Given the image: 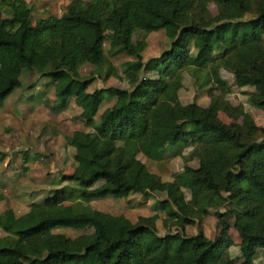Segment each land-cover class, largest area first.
I'll return each instance as SVG.
<instances>
[{
	"label": "trees",
	"instance_id": "16d2710c",
	"mask_svg": "<svg viewBox=\"0 0 264 264\" xmlns=\"http://www.w3.org/2000/svg\"><path fill=\"white\" fill-rule=\"evenodd\" d=\"M220 12L209 20L207 4ZM25 0H0V108L22 86L25 71L49 79L54 90L53 110L65 109L73 99L79 118L92 133L74 130L65 137L73 150L75 167L59 177L76 185L54 188L39 202L17 215L0 213V264H235L226 257L229 245L208 238L203 230L186 235L185 226L198 216L225 204L215 213L222 230L228 219L240 237L245 264H257L264 249V139L257 125L226 124L218 117L227 108L214 91H230L221 68L235 65L236 85L254 88L248 103L264 111V0H71L59 16L32 19ZM246 14L251 17L246 18ZM110 30L109 54L104 52V32ZM163 30L169 44L158 55L143 59L146 36ZM142 33L133 39V35ZM198 66H187L190 49ZM126 55L122 64L129 88L89 85L96 78L117 76L111 57ZM95 68L87 77L79 67ZM188 68L195 84L210 86L207 106L182 103V70ZM156 72L149 80L144 73ZM171 77L170 79L168 77ZM114 98L109 122H95L105 99ZM191 127L192 138L184 131ZM163 137L176 153L193 146L198 166L188 168L187 199L177 177L158 182L144 174L137 153L159 161L150 146ZM132 142L128 146L118 144ZM5 152L0 150V160ZM159 194L153 205L164 212V227L178 230L158 234L155 215L132 222L85 204L108 196ZM71 202L70 211L57 207ZM92 232L56 243L47 235L36 244L25 240L55 228Z\"/></svg>",
	"mask_w": 264,
	"mask_h": 264
},
{
	"label": "rangeland",
	"instance_id": "374dc122",
	"mask_svg": "<svg viewBox=\"0 0 264 264\" xmlns=\"http://www.w3.org/2000/svg\"><path fill=\"white\" fill-rule=\"evenodd\" d=\"M57 4L58 1L54 0ZM49 1L48 13L50 15H60L64 8V3L58 12V5L50 10L55 2ZM91 1V0H85ZM93 1V0H92ZM32 1L29 0V3ZM32 7V5H31ZM32 19L40 18L39 11L32 9ZM220 12L217 3L207 4L204 13L205 20H209ZM246 18L251 14H246ZM142 33L133 35V39L141 37ZM112 32H104V52L108 55ZM147 46L142 52L143 59L158 55L167 48L169 40L163 30L151 32L146 36ZM117 70V76H112L107 80L96 78L88 87L92 91L99 87L116 86L129 88V84L122 72V64L132 59L126 55H118L110 58ZM187 66H198L195 61L193 50L187 57ZM95 68L91 64H83L79 67L80 76L87 77ZM235 65L229 68H221L222 79L230 85V91L222 93L215 90V96L222 98L227 108L218 109L219 119L226 123H236L242 125H257L263 132L264 139V111L251 106L248 103V93L253 92L254 88L249 85H236L233 72ZM149 80L158 78L156 72L144 73ZM171 78L170 76L168 77ZM22 86L16 88L4 101L0 111V147L4 149L5 156L0 160V213L11 208L19 215L28 210L32 202L42 201L48 192L54 188L65 184L76 185L75 182L64 180L58 184L59 177L70 175L75 167L72 149L66 144L65 137L74 130H83L89 133L93 129L84 126L79 118L81 109L75 105L73 99L68 106L62 110H53L54 90L49 79L39 75L35 71H25L21 77ZM200 88L195 84L194 78L188 68L182 70V88L179 90V98L182 103L196 102L200 106H206L210 102L208 90ZM114 98L105 99L95 116V122H109L110 107ZM186 139L192 138V128L184 131ZM132 142H124L118 145L128 146ZM150 146L162 156L161 160L153 161L146 158L143 154L137 153L136 158L144 164V174L158 182L172 180L177 177L186 198H189L190 176L188 168L198 166L199 160L194 147L189 146L180 149L178 153L173 147L169 146L163 137H155L151 140ZM161 196L155 193L149 194H129L126 197L108 196L101 199L91 200L85 205L91 209H98L115 215H125L132 222L138 216L155 215L156 228L160 235L168 231L178 230L176 226L169 225L164 227L162 221L165 217L164 212H157L153 209L154 203ZM57 207L70 211L71 202H63ZM231 206L225 204L219 208L209 209L208 214L198 216L194 219V224L185 226L186 235H194L198 230H203L204 234L210 238H219L229 245L226 250V257L232 259L235 264H245L239 250L240 237L233 227V219L229 218L228 230H222L217 224L215 213L223 212ZM92 229L86 226L81 229L55 228L45 234L25 240L28 244H36L44 236L49 235L54 242L61 243L69 238L90 233ZM4 232L0 229V236ZM257 264H264V249H259L256 258ZM138 264V261H135Z\"/></svg>",
	"mask_w": 264,
	"mask_h": 264
},
{
	"label": "crops",
	"instance_id": "0c3cea01",
	"mask_svg": "<svg viewBox=\"0 0 264 264\" xmlns=\"http://www.w3.org/2000/svg\"><path fill=\"white\" fill-rule=\"evenodd\" d=\"M26 2H27V4L31 7V5H32V9H36V11H39V14H40V17H45V15L48 13V4H49V1H51V0H31L32 2L31 3H29V0H25ZM54 1V0H53ZM58 1V4L55 2L54 4H52V5H54L50 10H52V9H54L57 5H58V7H59V9H58V12L60 11V8H61V6H62V3L63 2H65L64 3V8H63V11H64V9H65V7L69 4V2L71 1V0H57ZM62 11V12H63ZM33 13V12H32ZM62 14V13H61ZM32 15V14H31ZM57 16H59V15H57ZM207 106V105H206ZM1 109V108H0ZM0 116H2V113H1V111H0ZM0 150L1 151H5L4 149H2V147H0ZM72 152H73V150H72ZM26 212V211H25Z\"/></svg>",
	"mask_w": 264,
	"mask_h": 264
}]
</instances>
